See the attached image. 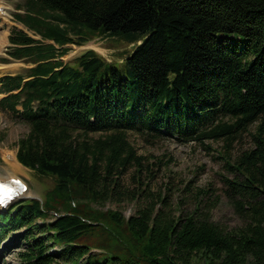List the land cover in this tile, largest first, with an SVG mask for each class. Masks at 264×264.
Instances as JSON below:
<instances>
[{
	"label": "trees",
	"instance_id": "16d2710c",
	"mask_svg": "<svg viewBox=\"0 0 264 264\" xmlns=\"http://www.w3.org/2000/svg\"><path fill=\"white\" fill-rule=\"evenodd\" d=\"M7 53L32 63L0 74V109L23 119L15 157L52 184L0 210V239L20 229V264H264V0H22ZM132 42L120 65L67 43ZM47 40V41H44ZM17 105L19 107H17ZM249 126L252 129L249 130ZM221 140V194L239 218H211L212 186L174 203L127 139ZM247 131L250 144L232 154ZM131 168L129 183L124 174ZM167 189V187H165ZM133 202L131 213L102 207Z\"/></svg>",
	"mask_w": 264,
	"mask_h": 264
},
{
	"label": "rangeland",
	"instance_id": "374dc122",
	"mask_svg": "<svg viewBox=\"0 0 264 264\" xmlns=\"http://www.w3.org/2000/svg\"><path fill=\"white\" fill-rule=\"evenodd\" d=\"M21 1L0 0L2 6L0 11V44L4 40L8 42L7 34L12 26L23 27L20 22L13 20L11 16V12L16 10V4ZM26 31L29 34H33L30 30ZM44 41L47 40L44 39ZM65 45L67 50L60 56L64 61H70L73 56L84 49L91 48L104 59L114 61L115 64L120 65V57H124L125 53L131 49L133 43L114 36L95 35L80 45L73 43ZM8 47L5 45L0 51L4 52ZM1 57H3V60ZM29 64V62H25L22 59H14L0 54V65H2L0 74L18 72ZM17 107L19 106L17 105ZM248 128L251 130L252 126ZM26 130L27 124L23 119L6 109H0V177L4 178L6 175L15 176L25 182L27 187L17 195L18 199H23L27 196L41 197L43 191L52 184L53 180L50 176L37 174L32 169L21 165L17 168H11L5 162V153L14 154V142ZM127 139L135 148L136 153L142 154L146 160H153L154 156H156L161 157L162 161H167L166 164H161L158 169H155V175L150 180L151 188H161L162 192H166L174 203L181 200L182 205L185 208H189L191 202L184 192L177 189L178 187H181L188 180L193 186H212L214 193L218 194V199L211 208V218L225 227L239 224V218L221 194L222 182L219 175H229L224 165V158L221 156V140L203 139L202 143L195 141L179 142L172 137H164L150 142L135 131H128ZM249 144L250 136L247 131H244L233 142L232 154L240 148L247 147ZM130 169L123 176L126 183L130 181ZM102 207L117 208L126 216L133 211L134 204L128 200L121 202L107 201ZM19 231L20 229L10 231L5 237L0 239V264H20L16 252L22 249L24 245L22 243L18 244L16 241L15 235Z\"/></svg>",
	"mask_w": 264,
	"mask_h": 264
},
{
	"label": "bare ground",
	"instance_id": "6f19581e",
	"mask_svg": "<svg viewBox=\"0 0 264 264\" xmlns=\"http://www.w3.org/2000/svg\"><path fill=\"white\" fill-rule=\"evenodd\" d=\"M1 8H2V6L0 4V11H1ZM0 40H1V38H0ZM4 41H2V43L0 44V49L1 48L3 49V47H1V45H3L6 42V41L5 42ZM1 67H2V65H0V68ZM5 160H6L5 162H7L11 166V168H13V167L14 168H17V167H20V165H21V164H19L16 161V159L14 158V154L13 153H5ZM8 177H9V175H6L4 178L3 177H0V181H5L6 183H9V181H7V178ZM19 192H20V190H17V193H19Z\"/></svg>",
	"mask_w": 264,
	"mask_h": 264
},
{
	"label": "snow or ice",
	"instance_id": "6c2138e0",
	"mask_svg": "<svg viewBox=\"0 0 264 264\" xmlns=\"http://www.w3.org/2000/svg\"><path fill=\"white\" fill-rule=\"evenodd\" d=\"M3 201H0V203H2Z\"/></svg>",
	"mask_w": 264,
	"mask_h": 264
}]
</instances>
